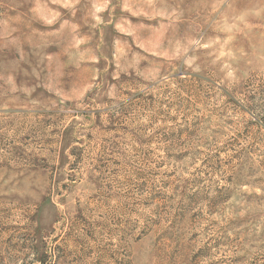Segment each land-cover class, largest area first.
Instances as JSON below:
<instances>
[{
	"label": "clouds",
	"instance_id": "9594fccd",
	"mask_svg": "<svg viewBox=\"0 0 264 264\" xmlns=\"http://www.w3.org/2000/svg\"><path fill=\"white\" fill-rule=\"evenodd\" d=\"M158 7L170 23L151 30L159 32L153 43L143 37V22L134 27L129 19L132 8L159 15ZM0 17V264H200L203 257L230 264L241 255L249 264L264 252V220L250 227L247 241L241 236L218 251L210 242L228 232L223 207L177 225L178 193L165 210L149 191L132 188L138 171L159 185L175 170L174 189L201 175L204 159L224 163L232 153L222 148L234 132L264 116V102L249 108V96L264 87V0H0ZM125 26L127 36L120 34ZM41 39L52 47L41 48ZM120 41L123 55L114 50ZM197 109L205 117L230 110L222 119L212 116L195 141L184 137L185 147L203 151L178 163L169 154L183 149L163 134L183 127ZM228 119L236 124L225 125ZM213 128L227 134L213 139ZM254 134L264 152V126ZM249 143L251 137L240 147ZM248 155L258 163L259 153ZM229 167L210 172L206 183L224 185ZM257 175L264 177V169ZM261 189L264 182L237 186V195ZM258 210L264 212V199Z\"/></svg>",
	"mask_w": 264,
	"mask_h": 264
},
{
	"label": "rangeland",
	"instance_id": "374dc122",
	"mask_svg": "<svg viewBox=\"0 0 264 264\" xmlns=\"http://www.w3.org/2000/svg\"><path fill=\"white\" fill-rule=\"evenodd\" d=\"M195 0H189V3H194ZM103 4L98 3L97 9H102ZM157 11L159 15L155 13H150L145 15L147 9H137L132 8L130 13L129 24L136 27V21L143 22V37L144 39L150 40L153 43L156 42V38L159 36V32H153L152 29H159L162 25H169V20L166 14L165 9L158 7ZM38 14L43 16V11L38 9ZM103 13H101L102 15ZM8 15H14V13H8ZM79 15V13H77ZM47 19H51V17H47ZM194 19V16L192 17ZM185 24L190 23V20L186 17L183 21ZM177 24L181 23L180 21H176ZM4 25V17H0V28ZM171 30L170 28L168 29ZM129 32L128 27H122L120 30V34L127 36ZM167 35V32H165ZM39 45L43 49H49L52 47V44L47 39H41L38 41ZM114 50L116 53L123 55L125 52V48L123 47V42H117L114 46ZM113 69L115 65L112 66ZM119 78V77H118ZM181 79H185L182 77ZM259 87V92L249 96V99L253 101L252 104L249 105L253 111L256 110V107L259 106L261 102H264V87ZM171 91L170 88L165 89V95ZM259 97V99H257ZM142 97H138V101H142ZM149 99H153L149 97ZM166 101H162V104H165ZM225 103L227 104H235L236 107H239L237 101L230 97L225 98ZM223 107V105H221ZM230 110V109H229ZM229 110H225L223 113L217 114L216 110L211 111V116H200V109H197V115L194 116L190 121H185L183 127H178L175 130L169 129L164 132L163 139L166 142H172L176 144L179 142L180 148L183 150L179 153L169 154V158H175L179 163L182 159H185L192 155L195 151L196 153H200L203 151L201 148H191L185 147L184 137L187 136L189 141H195L196 137L199 135L201 130L207 131L211 126L212 116H217V119H222L224 116H227ZM245 109H241L244 111ZM233 116H236V112L232 111ZM160 115H163V110L161 109ZM177 118L172 117L169 123H172ZM184 121V118H180ZM225 125H235L236 120L228 119L224 121ZM264 126V116H260L257 120H249L247 123L243 124L240 131L234 132L233 136L226 142L223 146L222 150L226 149L232 153L231 159L221 163L220 160L216 159L213 163H209V160L206 158L201 163L200 168L197 169V172H202L201 175H196L195 173L192 176L185 178L183 184H176L175 188H172L171 177L175 176V170L171 173H165V176L168 179H163L160 181L159 185H156L152 182V177L149 172L138 171L134 173L135 181L132 185L133 190L136 191H149L151 195V199L158 205V207H163L165 210L167 208V203L176 198V194L178 193L181 202L176 206V210L172 216V223L177 225H184L187 220H191L193 223L200 222L204 220V212L207 211L209 215H215L221 207H223L224 214L229 217V225L228 232H232V235L229 236L228 232L221 231L216 236L213 237L214 242L211 243V247L217 249L218 251L227 248L230 244H235L237 241L241 240V236L244 237V241H247V233L250 231V227L252 225H259L262 220H264V212L258 210V206L261 204L264 196L261 194L264 193V189H261L260 192L256 191H244L237 195V186L245 187L248 189H254L259 186L261 182H264V177L257 175V173L264 169V152L260 151L259 147L255 145L260 144V141L256 139L254 133L259 132V128ZM100 131H103L101 129ZM115 131V128L112 129ZM213 139H216L220 136L226 135L224 128H213ZM251 137L254 143H249L247 145V149L241 148L240 145L242 142L248 140ZM88 140H92L93 136L89 133L86 137ZM82 142V141H81ZM101 149L104 150L105 143L102 142L100 145ZM248 152L252 154L259 153L257 156V162H252L251 156L248 155ZM217 157L220 156V153L217 152L215 154ZM233 161H235V165H233ZM116 164H119V161H115ZM204 165L208 166V170H203ZM232 165L235 167V171H232V168L229 167ZM101 167L104 165L101 164ZM160 167V165H158ZM229 167V175L226 178H222L225 180V184L221 185L220 181H217L216 187L213 189L207 181L211 180L210 172L218 173L220 168ZM203 170V171H202ZM99 171V169H98ZM159 175V173H156ZM245 176L247 177H255L254 180H250L247 183H243ZM71 180V177L69 178ZM231 186V187H229ZM66 187V185H65ZM168 190V191H165ZM210 191H215L216 195L209 197L208 193ZM240 200L239 206H236L233 202V199ZM206 204V208H201V204ZM245 208H248V211H245ZM243 212V215H238L237 213ZM163 215V213H161ZM215 223V222H213ZM60 225H57L59 228ZM208 230V225L205 224V231ZM260 236L264 237V228H262L260 232ZM226 238V240H225ZM59 237L56 236V229L53 230L52 242L55 243ZM206 244L204 247H207ZM60 247V245H57ZM264 247V245H261ZM111 255V254H109ZM223 259V257H221ZM246 259L245 256H236L229 258L230 264H243V261ZM108 264H111L109 261ZM200 264H220L219 260H211L210 257H203L201 259ZM249 264H264V252L255 254Z\"/></svg>",
	"mask_w": 264,
	"mask_h": 264
}]
</instances>
